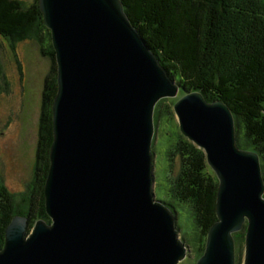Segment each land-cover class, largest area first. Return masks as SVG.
I'll list each match as a JSON object with an SVG mask.
<instances>
[{
    "label": "water",
    "instance_id": "water-1",
    "mask_svg": "<svg viewBox=\"0 0 264 264\" xmlns=\"http://www.w3.org/2000/svg\"><path fill=\"white\" fill-rule=\"evenodd\" d=\"M56 62L52 141L43 186L50 221L5 227L0 264H178L187 244L154 192L156 102L176 95L182 135L216 174V220L195 264H264V178L237 144L222 100L184 92L130 22L121 0H38Z\"/></svg>",
    "mask_w": 264,
    "mask_h": 264
},
{
    "label": "trees",
    "instance_id": "trees-1",
    "mask_svg": "<svg viewBox=\"0 0 264 264\" xmlns=\"http://www.w3.org/2000/svg\"><path fill=\"white\" fill-rule=\"evenodd\" d=\"M245 1L121 0L130 22L180 90L199 91L208 101L218 99L228 105L237 129V144L258 153L264 178V5H257L259 15L255 17L251 15L253 9L248 12L243 8ZM43 24L38 0L28 4L0 0L1 37L21 40L29 36V30L34 32ZM49 46L46 54L50 68L44 79L35 157L36 184L26 214L15 208L11 194L0 186V248L5 227L14 215L27 217V231L37 219L49 221L43 186L52 141L51 103L57 88L54 49L51 43ZM159 108L160 103H156L154 126ZM167 161L171 178L167 177L172 179L170 199L190 207L196 228L192 237L183 239L188 247L196 245L201 254L208 229L216 220L218 181L207 170L203 150L180 133ZM166 204L173 207L170 201ZM245 225L233 233L237 254L244 242Z\"/></svg>",
    "mask_w": 264,
    "mask_h": 264
},
{
    "label": "rangeland",
    "instance_id": "rangeland-1",
    "mask_svg": "<svg viewBox=\"0 0 264 264\" xmlns=\"http://www.w3.org/2000/svg\"><path fill=\"white\" fill-rule=\"evenodd\" d=\"M20 1L23 4L31 2V0ZM260 3L264 5V0H247L242 3V6L248 12L252 9L255 11ZM251 15L257 17L259 14L255 11ZM28 35L21 40L0 36V186H4L11 194L15 208L25 214L36 184L35 157L42 109V92L44 79L50 68V58L46 51L51 43L50 31L44 24L34 29V32L32 29L29 30ZM177 99L178 91L176 95L160 98L156 102L160 103V116L154 126L153 189L156 198L161 199L165 204L168 201L173 203V207L168 206L176 211V226L183 239V236L192 237L196 228L190 207L185 203L180 204L170 199L169 190L172 179L167 177L171 175L168 172L170 165L167 161V154L178 139V133L181 134L173 110V103ZM240 136L245 139L243 132ZM201 149L205 156L204 149ZM174 168L172 167L175 171L176 166ZM207 170L216 179V174L209 165ZM25 218L27 220V217ZM183 241L185 242L184 239ZM199 253V248L196 245L192 247L190 244L186 257L182 258L178 264H195ZM244 257L243 242L240 252L238 254L235 252V259L238 264H243Z\"/></svg>",
    "mask_w": 264,
    "mask_h": 264
},
{
    "label": "bare ground",
    "instance_id": "bare-ground-1",
    "mask_svg": "<svg viewBox=\"0 0 264 264\" xmlns=\"http://www.w3.org/2000/svg\"><path fill=\"white\" fill-rule=\"evenodd\" d=\"M252 14V13H251Z\"/></svg>",
    "mask_w": 264,
    "mask_h": 264
}]
</instances>
